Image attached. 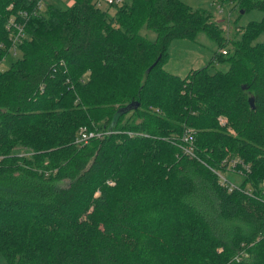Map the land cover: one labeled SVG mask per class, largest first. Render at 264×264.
Here are the masks:
<instances>
[{"label":"trees","instance_id":"trees-1","mask_svg":"<svg viewBox=\"0 0 264 264\" xmlns=\"http://www.w3.org/2000/svg\"><path fill=\"white\" fill-rule=\"evenodd\" d=\"M35 1L0 0L6 263L264 264V0H238L262 14L230 45L183 0ZM18 8L33 12L11 46ZM199 31L218 48L209 61L166 69L170 41ZM81 126L102 134L77 143Z\"/></svg>","mask_w":264,"mask_h":264},{"label":"rangeland","instance_id":"rangeland-1","mask_svg":"<svg viewBox=\"0 0 264 264\" xmlns=\"http://www.w3.org/2000/svg\"><path fill=\"white\" fill-rule=\"evenodd\" d=\"M191 8H203L210 14L209 19L215 21L221 29V33L230 45L231 40L239 37L242 28L249 20L259 19L262 12L257 8L243 10L238 5V0H183ZM61 4L70 3L71 0H59ZM102 7H107L109 12H112V5L101 3ZM149 38H153L155 33L151 29L142 27L139 31ZM253 41H264V31L259 33ZM223 49V48H222ZM219 48L220 53H225ZM11 50V49H10ZM169 60L166 63V68L177 74H184L187 70L194 67H199L206 64L211 58L212 53L218 50L215 42L203 31L197 32L191 38H174L170 41ZM16 56L19 55V50L16 49ZM10 54H7L0 60V68L8 65ZM227 63L225 61L211 62L208 69H225ZM223 173V172H222ZM228 176H231L233 182H236L239 174L233 171H226ZM224 174V173H223ZM236 178V179H235ZM0 264H7L3 256L0 254Z\"/></svg>","mask_w":264,"mask_h":264},{"label":"built area","instance_id":"built-area-1","mask_svg":"<svg viewBox=\"0 0 264 264\" xmlns=\"http://www.w3.org/2000/svg\"><path fill=\"white\" fill-rule=\"evenodd\" d=\"M47 1H49V0H36L34 2V5H33V10H35V9L38 10V9L44 8ZM102 2L105 4H111V3H119L120 0H97L96 4L98 6H102V4H101ZM10 6H11V4L9 5V7ZM31 12H33V11H29L25 8H18L16 10L15 14L11 13L6 18L4 26L8 30V36H9L11 43H12L11 46H15V44L13 42L16 41L22 35V30H23V26L25 23V19L28 17V15ZM11 49H13V48L11 47ZM222 51H224V49H222ZM220 120L223 121L222 119H220ZM101 134H102L101 131L88 130V129H86L85 126H81L78 130L77 135L75 136L74 141L77 143L78 142L84 143L90 137L100 136ZM181 141H182L181 150L184 153L191 155L192 150H193V135H192L190 129L186 128L184 130V132L182 134ZM233 163H235V160L232 161V164ZM211 169L214 170L213 168H211ZM214 171L217 173V176L221 182L226 181L225 175L222 172L217 171V170H214ZM233 186H234V183H232V182L227 183L228 189H231Z\"/></svg>","mask_w":264,"mask_h":264},{"label":"crops","instance_id":"crops-1","mask_svg":"<svg viewBox=\"0 0 264 264\" xmlns=\"http://www.w3.org/2000/svg\"><path fill=\"white\" fill-rule=\"evenodd\" d=\"M169 56H170V54H169V50H168V57H167V60L165 61V65H166V63L168 62V60H169ZM166 67V66H165ZM166 69H168V68H166ZM170 71V70H169ZM174 73V72H173ZM177 74V73H176ZM180 75V74H179Z\"/></svg>","mask_w":264,"mask_h":264},{"label":"water","instance_id":"water-1","mask_svg":"<svg viewBox=\"0 0 264 264\" xmlns=\"http://www.w3.org/2000/svg\"><path fill=\"white\" fill-rule=\"evenodd\" d=\"M248 99H249V102L251 103V97H249Z\"/></svg>","mask_w":264,"mask_h":264}]
</instances>
